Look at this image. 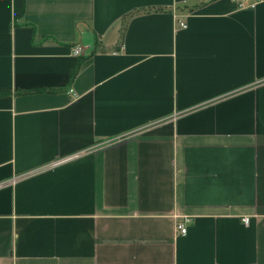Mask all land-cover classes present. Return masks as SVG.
<instances>
[{
    "label": "crops",
    "instance_id": "1",
    "mask_svg": "<svg viewBox=\"0 0 264 264\" xmlns=\"http://www.w3.org/2000/svg\"><path fill=\"white\" fill-rule=\"evenodd\" d=\"M241 1L0 0V264H264Z\"/></svg>",
    "mask_w": 264,
    "mask_h": 264
},
{
    "label": "built area",
    "instance_id": "2",
    "mask_svg": "<svg viewBox=\"0 0 264 264\" xmlns=\"http://www.w3.org/2000/svg\"><path fill=\"white\" fill-rule=\"evenodd\" d=\"M235 1H237V2L239 3L240 6H244V5H245V3H244L243 1H241V0H235ZM259 1H261V0H253L252 3H250V6H255ZM180 25H181V26H185V22H182V21H181V22H180ZM80 52H81V46H77V47L75 48V50H74V53H75L76 55H79ZM187 221H188V219H187V218H184V219L179 220V221L177 222V231H178L179 233H181V234H186V232H187ZM245 221H248V219L246 218Z\"/></svg>",
    "mask_w": 264,
    "mask_h": 264
},
{
    "label": "trees",
    "instance_id": "3",
    "mask_svg": "<svg viewBox=\"0 0 264 264\" xmlns=\"http://www.w3.org/2000/svg\"><path fill=\"white\" fill-rule=\"evenodd\" d=\"M82 62V58H79L78 61L76 62L74 68L72 69V72H71V79L75 78L78 70H79V67H80V64Z\"/></svg>",
    "mask_w": 264,
    "mask_h": 264
}]
</instances>
